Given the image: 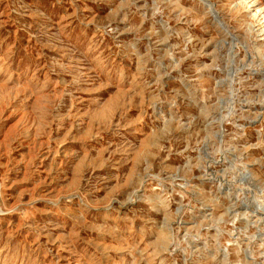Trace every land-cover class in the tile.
I'll list each match as a JSON object with an SVG mask.
<instances>
[{
  "label": "rangeland",
  "instance_id": "374dc122",
  "mask_svg": "<svg viewBox=\"0 0 264 264\" xmlns=\"http://www.w3.org/2000/svg\"><path fill=\"white\" fill-rule=\"evenodd\" d=\"M0 264H264V0H0Z\"/></svg>",
  "mask_w": 264,
  "mask_h": 264
}]
</instances>
